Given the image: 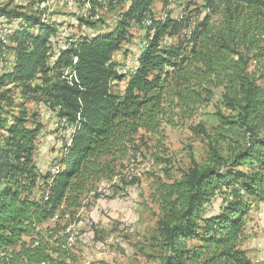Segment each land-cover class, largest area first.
Segmentation results:
<instances>
[{"label":"trees","instance_id":"1","mask_svg":"<svg viewBox=\"0 0 264 264\" xmlns=\"http://www.w3.org/2000/svg\"><path fill=\"white\" fill-rule=\"evenodd\" d=\"M26 1L34 12L13 0L0 6V20L11 30L7 44L0 41V264H78L62 217L79 209L97 180L116 176L139 131H157L167 110L206 106L216 89L228 115L217 114L220 137L209 161L191 159L180 181L160 189V264H251L239 240L249 210L244 195L264 198V90L249 72L264 52V0H196L200 5L189 2L193 11L160 21L151 14L155 0H82L75 37L65 23L44 18L37 9L42 0ZM102 1L126 9L111 32L84 34L82 27L97 28L93 14ZM193 17L201 19L196 24ZM132 22L144 29L143 47L135 72L124 76L113 56ZM23 101L42 103L73 128L51 161L55 175L36 167L42 124ZM226 139L234 145L222 155L218 143ZM221 190L230 200L203 218ZM193 240L202 244L197 250L186 247Z\"/></svg>","mask_w":264,"mask_h":264},{"label":"rangeland","instance_id":"2","mask_svg":"<svg viewBox=\"0 0 264 264\" xmlns=\"http://www.w3.org/2000/svg\"><path fill=\"white\" fill-rule=\"evenodd\" d=\"M13 1V6L34 12L32 8L29 9L26 0ZM80 1L82 0H42L37 9L47 21L65 23L66 33H72L75 37L81 32V28H76V16L85 14L83 2ZM8 2L10 0H0V6ZM189 2L200 5L196 0H155L151 6L152 17L156 21L163 20L166 16L177 19L185 13V9L194 10L195 6H191ZM97 5L93 14V21H99L97 28L93 31L82 27L86 35L111 32L126 9V5L114 6L115 4L107 1L98 2ZM200 19L201 17H193L192 22L197 24ZM0 22L1 25L4 20L1 19ZM259 23L263 26L264 19L259 20ZM127 33V41L113 58L115 63L121 65L119 74H124V68L130 71L134 67V60L143 47L144 29L132 22ZM249 72L264 90V52L251 60ZM116 87L118 90V84L114 89ZM13 91L18 98L19 91ZM221 94V89L214 90L209 104L189 113L167 110L157 131H139L133 138V144L129 146L126 159L119 163L116 176L97 180L94 191L80 197L79 209L72 208L67 216L62 217L61 226L70 223L66 232L70 234L71 253L78 264L161 263L165 249L157 226L161 217L160 189L164 184L180 181L191 159L199 165H206L209 161L212 155L210 149L214 147L211 143L213 139L220 137L217 114L228 115L222 105ZM22 104L28 111L39 115L42 130L39 133L35 161L38 171L45 173L51 167V161L58 156L61 143L64 139L69 141L70 137H63V129L55 125L58 120L53 118V113L42 103L23 101ZM218 145L219 151L225 155L234 142L226 139V142ZM235 170L247 171L244 167ZM226 193L225 190L215 193L202 210L203 218L216 216L220 212L230 200ZM243 200L249 210L244 217L239 248L251 264H264V198L258 200L244 195ZM71 213L73 216L70 217ZM197 223L201 228L204 227L201 220L198 219ZM54 224L55 219L48 223V227ZM201 245L196 240L186 243V247L191 250H197Z\"/></svg>","mask_w":264,"mask_h":264},{"label":"bare ground","instance_id":"3","mask_svg":"<svg viewBox=\"0 0 264 264\" xmlns=\"http://www.w3.org/2000/svg\"><path fill=\"white\" fill-rule=\"evenodd\" d=\"M146 24H148V23H146ZM6 30H7V25L3 24V26L0 27V41L3 45L7 44L8 37L11 33V30H9V31H6ZM1 31H2V33H1ZM134 69H135V64H134V67L132 69H130L129 73H134L135 72ZM112 85H116V83L113 82ZM57 120H58V122L55 125L58 126V128L63 129L64 134H68L69 135L68 137H70V134L73 133V128L67 124L66 120L60 119V118ZM50 172H51V174L55 175L58 173V168L52 166V168L50 169Z\"/></svg>","mask_w":264,"mask_h":264},{"label":"built area","instance_id":"4","mask_svg":"<svg viewBox=\"0 0 264 264\" xmlns=\"http://www.w3.org/2000/svg\"><path fill=\"white\" fill-rule=\"evenodd\" d=\"M9 27H10V25L7 26V30H6V31H9ZM1 33H2V31H1ZM123 70H124V76H126V73L129 71V69L124 68ZM115 83H117L118 86H119V83H118V82H115ZM64 120H65V119H64ZM67 136H68V134H63V137H67ZM52 166H53V165H51V167H52ZM51 167L48 169L49 171H50Z\"/></svg>","mask_w":264,"mask_h":264},{"label":"crops","instance_id":"5","mask_svg":"<svg viewBox=\"0 0 264 264\" xmlns=\"http://www.w3.org/2000/svg\"><path fill=\"white\" fill-rule=\"evenodd\" d=\"M0 21H1V20H0ZM0 23H1V22H0ZM3 24H4V22L0 25V27L3 26ZM113 58H114V56H113ZM67 142H68V141H67Z\"/></svg>","mask_w":264,"mask_h":264}]
</instances>
